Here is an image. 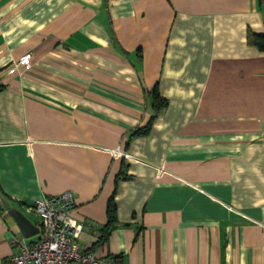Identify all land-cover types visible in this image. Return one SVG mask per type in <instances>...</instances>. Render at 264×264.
Instances as JSON below:
<instances>
[{
  "label": "crops",
  "instance_id": "crops-1",
  "mask_svg": "<svg viewBox=\"0 0 264 264\" xmlns=\"http://www.w3.org/2000/svg\"><path fill=\"white\" fill-rule=\"evenodd\" d=\"M249 29L264 31L258 0H0V264L41 235L5 203L40 226L35 198L66 190L98 256L264 264V50ZM155 87L168 103L153 118Z\"/></svg>",
  "mask_w": 264,
  "mask_h": 264
},
{
  "label": "built area",
  "instance_id": "built-area-1",
  "mask_svg": "<svg viewBox=\"0 0 264 264\" xmlns=\"http://www.w3.org/2000/svg\"><path fill=\"white\" fill-rule=\"evenodd\" d=\"M31 62V51L17 60V64L26 67ZM113 152L116 156L137 159L136 155L121 149ZM74 206L75 199L70 190L35 198L30 208L40 216L41 235L32 242L21 241L18 250L4 258L1 264H124L119 255L98 256L84 248L75 235L76 228L66 220Z\"/></svg>",
  "mask_w": 264,
  "mask_h": 264
},
{
  "label": "trees",
  "instance_id": "trees-1",
  "mask_svg": "<svg viewBox=\"0 0 264 264\" xmlns=\"http://www.w3.org/2000/svg\"><path fill=\"white\" fill-rule=\"evenodd\" d=\"M258 1H259L260 5L264 6V0H258ZM247 41H248V44L250 46H254L260 50H264V31L263 32H254L251 29H249L248 33H247ZM152 102H153V108H154V114L152 116L154 118L156 116V114L158 113V111L163 106L167 105L168 100H167V98H164L163 96H161L160 93L158 92L157 88L155 87L153 90ZM148 127H149V124H148V126H143L141 128H138L135 131V133L144 132L146 129H148ZM114 212H115L114 196H111L109 199V203H108L109 219H108V223H107L105 230H104L105 234L108 233L110 226L113 222Z\"/></svg>",
  "mask_w": 264,
  "mask_h": 264
},
{
  "label": "water",
  "instance_id": "water-1",
  "mask_svg": "<svg viewBox=\"0 0 264 264\" xmlns=\"http://www.w3.org/2000/svg\"><path fill=\"white\" fill-rule=\"evenodd\" d=\"M9 213L14 217L18 226L25 237H30L41 231V227L31 219L22 209L12 206L9 202L5 203Z\"/></svg>",
  "mask_w": 264,
  "mask_h": 264
}]
</instances>
